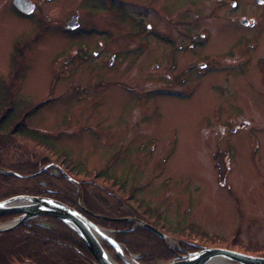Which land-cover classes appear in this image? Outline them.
<instances>
[{
    "label": "rangeland",
    "instance_id": "rangeland-1",
    "mask_svg": "<svg viewBox=\"0 0 264 264\" xmlns=\"http://www.w3.org/2000/svg\"><path fill=\"white\" fill-rule=\"evenodd\" d=\"M30 1L35 10L22 17L0 0V169L45 173L2 175L0 195L48 189L75 200L76 190L103 212L136 211L172 233L163 241L176 255L264 257V6ZM243 17L256 26L243 27ZM51 219L26 224L59 230ZM98 227L112 240L119 231ZM100 242L115 264H140L137 248L119 245L120 256ZM153 254L144 251L153 264L176 260L161 246ZM54 263L91 264L25 233H0V264Z\"/></svg>",
    "mask_w": 264,
    "mask_h": 264
},
{
    "label": "trees",
    "instance_id": "trees-1",
    "mask_svg": "<svg viewBox=\"0 0 264 264\" xmlns=\"http://www.w3.org/2000/svg\"><path fill=\"white\" fill-rule=\"evenodd\" d=\"M23 127V124H22ZM33 139V138H32ZM4 168L0 169V177H7L9 179H14V180H20V181H29L37 178L38 176L42 175L45 172H40L37 174V176L34 177H29L33 174V171H29L28 173L25 172H20V171H7L3 170ZM59 174H61L63 177L64 174L61 172L60 168L56 169ZM18 172V173H16ZM6 173V174H5ZM3 175V176H2ZM100 176V174H98ZM80 192V191H79ZM25 196V195H31V196H43V197H50L54 200H57L74 210H76L78 213L82 214L84 218H86L88 221L95 225H99L101 227H108L110 229L114 230H119L118 232H114L112 235L114 237V241L120 245L124 246L125 250L133 253L134 251L130 247L137 248L136 256L138 262L140 264H153L152 261H148L144 255H151L153 256V250H157L161 246V250L164 252L170 253L171 259L176 255V251L170 250L164 243V241L156 236L154 233L150 232L147 228L143 226L135 227L134 224L136 222L134 221H142L143 223H148L147 220H143L141 217H137L135 212L136 211H131L129 212L127 216L124 215H112L108 214L106 212H103L102 210H99V207L95 206L92 202H90L87 197H84V194L82 196L81 192L80 195L75 192H73L75 200H72V198L69 195H55L53 192L49 191L46 189L44 192H41L37 189L34 190H29V189H21L20 191H17L16 189L13 190V193L10 195H0V202L5 201L9 198L15 197V196ZM80 197V198H79ZM84 197V199H83ZM81 201H80V200ZM78 202H81L79 204ZM139 208V207H138ZM146 210V209H145ZM16 216H19V214H14L11 216H4L0 219L3 218H14ZM131 220H127V219ZM52 220V219H51ZM54 221L58 227L59 230H44V228L39 227L37 225H34L33 223H30L27 225L26 223L12 229L9 231H6L5 233H14L18 231V235L22 234H27L28 237L35 238L39 241H41L42 245H55V246H60V247H65L67 249L72 250L73 252L77 253L80 258L83 260L93 263L92 257L89 254L88 250L84 246V244L81 242L77 234L70 229L68 226L65 224L56 221ZM149 224V223H148ZM134 226L133 229H131ZM162 231V230H161ZM4 233V232H3ZM164 235L166 234L167 236H172V233H163ZM174 238V237H173ZM233 239V238H232ZM147 242L146 244H144ZM179 241L177 251H183V245L180 241V239H177ZM155 243V244H154ZM136 245V246H135ZM140 255V256H139ZM56 264V263H54Z\"/></svg>",
    "mask_w": 264,
    "mask_h": 264
},
{
    "label": "water",
    "instance_id": "water-1",
    "mask_svg": "<svg viewBox=\"0 0 264 264\" xmlns=\"http://www.w3.org/2000/svg\"><path fill=\"white\" fill-rule=\"evenodd\" d=\"M13 5L19 11L26 14L31 13L34 8V4L28 0H13ZM77 26V17L74 15L67 23L66 28L75 29ZM40 172L29 177H34ZM14 214H19L18 219L9 226L0 228V233L12 230L35 218H53L65 224L77 234L97 264H115L109 260L108 254L102 247L101 242L92 235V229L101 230V239L109 243L116 251L120 249L119 245L105 234L102 229L88 221L76 210L57 200L48 197L21 195L0 202V217ZM143 225L159 238L165 239V235L162 232L148 224ZM215 260H219L224 264L228 262L233 264H264V257H255L231 250L216 248H201L199 251L189 253L185 256L176 255L175 261L165 264H210Z\"/></svg>",
    "mask_w": 264,
    "mask_h": 264
},
{
    "label": "flooded vegetation",
    "instance_id": "flooded-vegetation-1",
    "mask_svg": "<svg viewBox=\"0 0 264 264\" xmlns=\"http://www.w3.org/2000/svg\"><path fill=\"white\" fill-rule=\"evenodd\" d=\"M28 1H30V0H28ZM220 1H228V3H229V5H230V7L234 10V11H236L242 4L240 3L241 1H243V0H220ZM254 2H255V4L257 5V6H264V0H253ZM31 2V1H30ZM31 3H33V2H31ZM11 4H12V7L14 8V11L18 14V15H20V16H29V15H31V14H26V13H23L22 11H19L14 5H13V0H11ZM34 4V3H33ZM12 8V9H13ZM34 10H35V4H34V8H33V11L32 12H34ZM251 12H253V9H251ZM250 12V13H251ZM254 13V12H253ZM249 23H248V19L247 18H241V24H242V26L243 27H245V28H254L256 25H255V22H256V20H255V18H250L249 19ZM146 27L149 29V28H152V26L150 25V24H147L146 25ZM79 28V23H78V27L77 28H75V29H73V30H71V29H68V31H76L77 29ZM198 46V43L196 44V47ZM176 64H177V62H176ZM196 64H197V66H198V68H200V69H203L204 68V66L206 65L205 63H197L196 62ZM174 66H177V65H174ZM186 73L188 74V73H190V70H189V68H187V70H186V72H185V76H186ZM189 75V74H188ZM82 215V214H81Z\"/></svg>",
    "mask_w": 264,
    "mask_h": 264
},
{
    "label": "bare ground",
    "instance_id": "bare-ground-1",
    "mask_svg": "<svg viewBox=\"0 0 264 264\" xmlns=\"http://www.w3.org/2000/svg\"><path fill=\"white\" fill-rule=\"evenodd\" d=\"M10 225V224H9ZM9 225H7V224H4L3 225V228L4 227H7V226H9ZM101 234H102V231L101 230H96V229H92V235L96 238V239H98L99 241H100V239H101ZM157 236V235H156ZM90 254V253H89ZM118 254L120 255V256H123L122 255V252L121 251H118ZM91 255V254H90ZM92 257V256H91ZM108 258H109V260L111 261V262H113V259H112V257L110 256V255H108ZM127 260V259H126ZM93 263L92 264H97L95 261H94V259H93V257H92V260H91ZM114 263V262H113ZM210 264H221V262L219 261V260H215L214 262H212V263H210Z\"/></svg>",
    "mask_w": 264,
    "mask_h": 264
}]
</instances>
